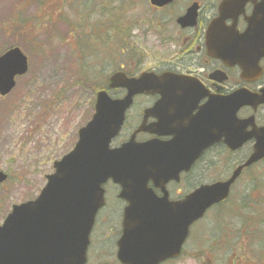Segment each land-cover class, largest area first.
I'll return each mask as SVG.
<instances>
[{
	"label": "water",
	"instance_id": "water-1",
	"mask_svg": "<svg viewBox=\"0 0 264 264\" xmlns=\"http://www.w3.org/2000/svg\"><path fill=\"white\" fill-rule=\"evenodd\" d=\"M168 1L151 0L156 6ZM246 1L229 0V3ZM255 21L252 23L255 27L258 23L259 28L247 30L242 37L217 40L223 47L217 50V56L239 66L244 75L255 70L264 57V18L257 11ZM27 71L28 60L19 48L2 55L0 95L7 96L16 85L15 79ZM163 79L153 74L128 79L122 73L111 78L109 89H125L126 97L113 100L106 91L97 94L92 119L79 130L74 149L54 163V173L47 177L39 196L34 201L13 206L0 226V264H86L96 216L105 205L103 186L109 180L122 187L120 197L129 203L124 237L119 243V260L122 264H160L180 254L190 227L207 210L228 198L242 170L264 159V128L247 132L249 123L236 119L241 106L261 104L264 99L240 93L213 107L207 104L196 115V132L190 120L191 126L181 134L177 149L165 147L159 141L135 142L136 133H152L156 126L161 129V114L154 129L143 124L129 142L120 148H111L135 96L158 94L162 97L154 110L146 113L147 118L150 113L161 112L160 107L165 97L171 95L170 91L187 90L181 84L167 85ZM178 99L186 105L187 93L179 94ZM156 134L161 136L162 132L156 131ZM252 139L256 141L253 154L226 182L202 186L175 205L156 199L148 189L150 182L163 189L169 181L177 180L180 172L189 171L215 144L223 142L231 150H237ZM6 180L7 176L0 172V184Z\"/></svg>",
	"mask_w": 264,
	"mask_h": 264
},
{
	"label": "rangeland",
	"instance_id": "rangeland-1",
	"mask_svg": "<svg viewBox=\"0 0 264 264\" xmlns=\"http://www.w3.org/2000/svg\"><path fill=\"white\" fill-rule=\"evenodd\" d=\"M107 1L110 2L106 3L108 9L102 11L104 0H0V55L18 47L31 65L28 75L18 80L13 93L0 99V171L8 174V181L0 186V224L14 205L37 198L47 182L46 177L54 172V162L76 144L78 131L93 114L96 95L86 80L99 77L104 81L116 72L127 56L114 53L113 45L131 37L132 32L126 28L134 29L139 22L156 16L148 0ZM115 7L120 10L118 17L125 36H116L110 27L104 30V22L109 19L104 20L111 17ZM85 33L89 34L92 46L82 49L80 46L86 45ZM106 37H109L108 45L100 44V39ZM76 54L80 59L86 55L85 67L77 63ZM107 65L110 70L104 69ZM241 156L227 158L221 149L210 153L196 167V184L225 180ZM263 170L264 164L258 178L264 175ZM248 178L244 174L238 180L228 203L221 206L220 212L208 213L196 225L192 238L197 243L221 239L225 235L223 223L232 215L231 222L227 223L231 227L226 230L231 236L233 258L242 254L246 257L237 264H264V225L260 227L255 224L256 219L250 218L246 227L240 228L241 221L247 220L245 215L249 212L253 215L256 210L243 207H254L259 197L257 191L249 190ZM109 198L112 202L113 195ZM117 221L118 218L102 224L104 240L111 239L107 228L116 227ZM218 221L222 222L217 228ZM250 232H254V237ZM92 244L90 262L95 264L101 256L111 254L114 243ZM194 247L196 243H189V255L180 264H220L209 254L205 255L210 256L207 261L205 256L202 260L196 258Z\"/></svg>",
	"mask_w": 264,
	"mask_h": 264
},
{
	"label": "flooded vegetation",
	"instance_id": "flooded-vegetation-1",
	"mask_svg": "<svg viewBox=\"0 0 264 264\" xmlns=\"http://www.w3.org/2000/svg\"><path fill=\"white\" fill-rule=\"evenodd\" d=\"M104 1V10L102 9V11L108 9L106 3L110 4L109 1ZM112 2L115 3L116 1ZM164 3L161 6H156L152 4L151 0H148L149 7L156 13V16L139 22L134 29L126 28L128 32H132L131 37L125 38L122 44L113 45L112 51L117 55L127 56V61L121 63L116 72L111 73L104 81L96 77L86 80V82H90L92 85L95 83L96 86L108 87L109 80L114 74L124 73L128 78H138L144 73L153 74L157 77H164L163 82L167 85L181 84L186 86L187 90L183 92L187 93L188 102L185 105L179 101L178 96L183 92L172 90L170 91L171 95L165 97L166 101L160 107L161 112L150 113L145 118L146 113L154 110L162 97L158 94L135 97L126 114L122 133L112 142L113 148L121 147L128 142L143 124L150 130L154 129L155 124L158 123L157 116L161 114V129L156 126L152 133L141 132L136 134L135 140L139 144L159 141L165 147L177 149L181 134L191 126L190 120H193V129L196 132V115L207 104H212L213 107V104L218 105L217 102L237 93L251 94L258 96L261 100L264 99V57L259 60L255 70L244 75L239 66L233 65L230 60L217 56V50L223 49L221 47L222 42L217 41L218 39L232 40L242 37L247 30L255 27V23L252 21H255L256 11L260 18H264V10L261 7L264 0H247L238 4L229 3V0H170ZM116 8H112L111 17L105 18L104 21L109 20L104 22V30L110 27L113 33L119 36V34L122 35L123 26L122 22L120 25V18L118 17L120 10ZM214 24L217 27L212 28ZM255 28H259L258 23ZM257 36L262 37L263 35ZM84 38L86 45L84 43L80 47L84 49L85 46L88 48L92 46L88 40V33L84 34ZM100 40L102 43H99L104 45L109 37ZM106 54L113 53L106 52ZM76 57L79 58L78 54ZM84 60L88 61L86 55ZM105 68L110 70L108 65ZM111 94L114 100H121L125 98L127 92L115 90ZM196 97H199L197 103ZM253 105L255 107L252 105L241 106L236 114L238 122L249 123L246 124L248 131H252L255 126L258 129L264 128V103L257 104L255 102ZM156 131L162 132V135L158 136ZM254 143L255 141L251 140L238 150L231 151L225 143L221 142L214 145L206 152L205 156L220 149L227 155V158L242 155L240 159L235 161L237 167L250 156L254 149ZM243 156L245 157L242 158ZM196 166L195 162L188 172H181L177 180L173 179L168 182L165 193L152 184H149L148 187L158 199L162 200L165 197L167 204H178L196 190V178H194ZM121 191L122 188L112 182L105 185V206L97 216L91 243L114 244L111 254L101 256L95 264H121L118 258L119 242L123 237L124 211L128 205L121 200ZM109 195H113L112 202ZM218 208H214V210ZM113 215L116 216V220L118 218L117 225L114 228H107L111 239L109 240L108 237L104 240L105 228L101 226L112 223ZM229 227L231 226L228 225ZM195 229L196 223L191 227L186 242H183L185 244L180 255L161 264H180L184 256L189 255L187 249L189 243H196L193 252L199 259L209 254L220 264H237L238 261L246 257L240 254L233 258L231 243H229L231 236L228 231L224 237L214 240V242L197 243L192 238ZM135 236H137V232ZM218 249L220 251L216 255ZM210 256H205L206 261L209 260ZM237 257L239 260H236Z\"/></svg>",
	"mask_w": 264,
	"mask_h": 264
},
{
	"label": "trees",
	"instance_id": "trees-1",
	"mask_svg": "<svg viewBox=\"0 0 264 264\" xmlns=\"http://www.w3.org/2000/svg\"><path fill=\"white\" fill-rule=\"evenodd\" d=\"M82 48V47H81ZM83 48H85V47H83ZM84 56V55H83ZM85 58V57H84ZM84 58L83 59H78V61H77V63L79 64V65H81L82 67L85 65V63H86V60H84ZM85 67V66H84ZM81 80V79H80ZM82 81V80H81ZM92 87V90H93V92L96 94L98 91H101V90H103V89H105V87H102V86H96V84L94 83V85H92V84H90ZM262 168V166H256V168H252V169H250V170H248L247 172H246V176L247 177H249L248 179L250 180L249 181V183L251 182V187H250V191H252V192H256V193H258L259 194V197H258V199H256V201H255V203L253 204V206L254 207H243L244 208V210L245 209H247V210H249L250 211V209H253V208H255L256 210H258L260 213L259 214H257V211L256 210H254V213H253V215H250V212L248 213L249 215H245V213H244V215L245 216H248L247 217V220H245V221H241V223H240V228L241 227H246V225L248 224V222H249V220H250V218H254V219H256V221H255V224H258V225H260V227H262L263 225H264V211L263 210H261L262 208V203L264 202V175L261 177V178H258L259 176H260V174H261V171H260V169ZM264 171V170H263ZM263 194V195H262ZM244 206H245V204H244ZM256 207H258V208H256ZM231 211V210H230ZM232 212H234V210H232ZM257 215V216H256ZM256 216V217H255ZM230 219H232V215H231V218H229V219H226L225 220V222L223 223V226H222V229H223V231L225 232V234H226V228H228V225H227V223H230L231 222V220ZM233 223V222H232ZM254 224V225H255ZM227 225V226H226ZM251 234H252V237H254V232H250ZM260 233H262V231H261V229H260ZM225 236V235H224ZM223 236V237H224ZM261 243V242H260ZM263 243H264V241H263Z\"/></svg>",
	"mask_w": 264,
	"mask_h": 264
}]
</instances>
